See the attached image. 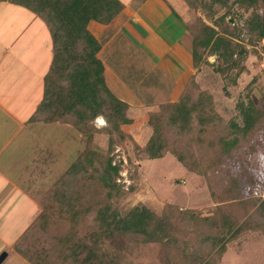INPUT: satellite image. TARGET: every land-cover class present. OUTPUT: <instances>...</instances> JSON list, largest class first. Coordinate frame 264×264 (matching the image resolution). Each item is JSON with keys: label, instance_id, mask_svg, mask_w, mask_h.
Returning <instances> with one entry per match:
<instances>
[{"label": "trees", "instance_id": "1", "mask_svg": "<svg viewBox=\"0 0 264 264\" xmlns=\"http://www.w3.org/2000/svg\"><path fill=\"white\" fill-rule=\"evenodd\" d=\"M10 1L40 16L53 37L54 56L45 78V96L31 120L68 123L87 141L77 160L37 196L44 210L16 244L23 257L32 264H120L124 250L115 241L130 236L163 243L173 250L168 257L177 259V264L184 257L186 263L181 264H215L221 261L231 236L254 229L264 231V200L250 218L241 221L243 217L233 215L231 209L238 212L242 203H227L233 199L236 179L229 177L216 193L212 183L214 173L221 171L238 150L255 148L252 140L264 126V110L251 96L250 87L256 79L237 103L239 115L225 120L215 108L213 94L202 88L197 76L204 65H210L236 83L248 70V57L260 54L256 46L264 39V0H185L189 17L184 19L174 11L190 32L194 71L175 97L174 85L166 77V98H160L158 110L149 112L153 131L140 150L149 158L172 152L188 170L203 175L214 198L222 202L209 216H203L199 209L174 204H166L161 214L146 205H135L125 214L117 207L125 190L118 181L124 164L116 148L129 136L122 126L134 121L129 114L132 104L123 96V88L108 79L99 57L106 40L90 22L110 24L123 11L124 3ZM223 8L227 12L213 23L199 14L203 10L212 19ZM245 12L248 16L244 20ZM228 16L244 23L232 25ZM210 56H216V61L211 62ZM141 71L127 87L137 97L151 87L145 67ZM99 116L106 120L104 126L95 124ZM100 133L109 136L106 152L94 143ZM249 199L257 198L243 200L250 208L256 202Z\"/></svg>", "mask_w": 264, "mask_h": 264}, {"label": "crops", "instance_id": "2", "mask_svg": "<svg viewBox=\"0 0 264 264\" xmlns=\"http://www.w3.org/2000/svg\"><path fill=\"white\" fill-rule=\"evenodd\" d=\"M122 2L123 11L110 24L90 22V27L106 40L99 57L108 79L123 88V96L131 102L130 112L138 104L155 109L160 98H166V77L174 85L175 97L182 89L184 77L187 80L194 70L192 38L185 23L167 10L163 0ZM175 11L184 18L176 8ZM53 56V37L46 22L27 7L1 0L0 257H5L1 264H32L20 254L16 244L44 210L37 191L48 188L59 176L60 135L69 124L31 120L44 99L45 78ZM142 67L150 75L151 87L137 97L127 87ZM71 136L68 134V138ZM46 148L51 153L47 159ZM46 164L50 166L48 172ZM263 240L264 235L249 238L246 243L254 241L259 245Z\"/></svg>", "mask_w": 264, "mask_h": 264}, {"label": "rangeland", "instance_id": "3", "mask_svg": "<svg viewBox=\"0 0 264 264\" xmlns=\"http://www.w3.org/2000/svg\"><path fill=\"white\" fill-rule=\"evenodd\" d=\"M123 1L128 2L129 0ZM163 1L166 4L164 5L168 8H166L167 10L174 13L176 8L182 13L184 18L187 19L189 17L187 13L188 5L185 0ZM147 7L146 5L145 8ZM226 12L227 9L223 8L212 19L207 18L203 10L199 14L209 23H213L218 16ZM240 13H243V10ZM247 14L245 12L243 16L244 20L247 18ZM227 20L232 25L244 23L243 19L234 20L231 16H228ZM256 49L260 54H251L248 57V70L242 73L236 83L214 71L210 65H204L201 69L202 71L198 72L197 76L202 88L210 90L213 94L215 108L225 120L239 115L237 103L240 98L245 97L249 91V87L247 86L254 78L256 80L250 87L252 90L251 96L264 110V39L256 46ZM209 60L215 62L216 56H210ZM191 73L188 74V78ZM187 80L184 77L182 87ZM158 109V106L155 109L141 104L133 106L129 114L133 117L134 121L122 126L124 132L129 136L116 148L118 159H121L124 164L118 178V181L125 190V193L117 201L119 211L125 214L135 205H146L157 214H161L166 204H174L180 208L199 209L203 216L212 215L215 208L220 206L222 202L214 198L208 181L203 175L188 170L172 152H168L164 157L149 158L140 150L146 144L153 131V127L149 123V110L154 111ZM95 124L99 127L104 126L106 120L103 116H99L95 120ZM63 128L64 131L60 135L62 141L61 154L57 157L59 163H61V168L59 176L54 180L52 179V184L77 160L87 144L86 137L81 131L70 124L69 127H66L67 129ZM73 131L76 138L75 144H73L71 136ZM68 134H70V138H68ZM94 143L100 150L106 152L109 146L108 134H96ZM252 145L255 146V148L253 147L254 149L244 146V149L238 150L233 157L226 161L221 171L214 173V179H212L215 193L216 190H221L223 185L227 184L229 177L236 179L234 183L235 192L231 193L233 199L232 201L230 199L227 203H237V206L240 202L242 203V206L239 205L238 212L237 209H231L233 215L243 217L241 221L250 218L261 201L264 200V126L260 130V133L253 138ZM45 155L46 159L51 155L47 148ZM54 155H57V153H54ZM55 164H57V160H55ZM48 171H50L49 164L46 168V172ZM54 174H56V168ZM46 189L37 191L36 195L39 197V194L43 193ZM250 196H254L257 199L254 201L249 199L256 202L254 205L250 202L249 204H252V206L249 208V205L244 204L243 200L245 201ZM262 235H264V231L254 229L231 236L226 242L227 250L221 261L215 264H264V240L259 245L254 244V241L246 243V240L249 238L260 237ZM140 239L141 237H133L131 239L130 236L117 238L115 245H119L124 250L120 254V264H177L175 262L177 259L172 260L168 257L169 254L173 253L172 249L165 248L164 244L159 241ZM244 245H246L245 248H243ZM111 248L114 249L113 245ZM113 255L112 257L117 256V254ZM182 261H185V257L180 258V264Z\"/></svg>", "mask_w": 264, "mask_h": 264}, {"label": "water", "instance_id": "4", "mask_svg": "<svg viewBox=\"0 0 264 264\" xmlns=\"http://www.w3.org/2000/svg\"><path fill=\"white\" fill-rule=\"evenodd\" d=\"M4 258H5L4 256L0 257V264L4 260Z\"/></svg>", "mask_w": 264, "mask_h": 264}, {"label": "snow or ice", "instance_id": "5", "mask_svg": "<svg viewBox=\"0 0 264 264\" xmlns=\"http://www.w3.org/2000/svg\"><path fill=\"white\" fill-rule=\"evenodd\" d=\"M101 123H103V122L101 121Z\"/></svg>", "mask_w": 264, "mask_h": 264}]
</instances>
